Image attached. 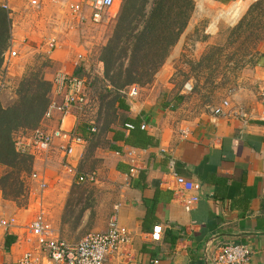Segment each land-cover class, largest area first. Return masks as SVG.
Masks as SVG:
<instances>
[{"label":"crops","instance_id":"0c3cea01","mask_svg":"<svg viewBox=\"0 0 264 264\" xmlns=\"http://www.w3.org/2000/svg\"><path fill=\"white\" fill-rule=\"evenodd\" d=\"M16 1L11 0L10 4H16ZM18 1L22 3L24 12H20L21 9L18 11L21 14H16L15 17L18 18L17 23L20 21L24 26L16 29V36L22 37L20 42L26 39V43L30 45L31 40H37L34 35L38 36L42 27L35 24V21L38 23L44 20L48 23V15L45 19L30 20L32 15L25 12L30 8L28 11L34 15L44 13L47 10L44 6L46 2L41 0V5L33 9L25 0ZM237 1L194 0V10L185 32H190L199 20H207L211 28V25L219 23L225 9ZM13 10L18 13L14 8ZM56 20L60 19L57 17ZM63 21L61 26L65 32L74 30L69 29L66 19ZM25 29H28V36L21 32H25ZM51 37L55 36L52 34L45 41ZM183 37L184 33L171 48L153 80L143 88L136 85L139 88L137 98L121 95L117 108L122 113V118L105 133L117 172L127 180L124 197L114 217L131 234L130 245L122 254L109 258L106 264H148L154 257H158L161 264H205L203 251L211 238H214L211 252L214 246L223 242L243 243L251 249L252 264H264V119L260 118L261 101L257 94V85L261 87L264 83V55L258 59L253 70L254 92L246 90L247 93L236 100L250 114V120L246 124L232 117H213L210 114L197 116L182 104L184 96L178 95L175 85L178 60L184 53ZM31 44L35 45L33 41ZM69 57L72 61L68 52L65 60ZM48 58L57 60L59 66H63L64 54L57 51V48ZM81 62L87 64L88 60ZM81 62L75 60V64ZM96 66L98 76L103 79V63L97 60L94 67ZM11 76L12 73L7 80ZM44 79L51 83L54 76L46 74ZM183 92L181 90L180 94ZM4 93L0 94L2 106L6 103ZM75 115L77 110L65 117L64 129H77L78 120ZM125 117H140L142 123L147 125V133L157 138V145L140 149L126 145L122 140H113L115 131L122 130V120ZM58 119L59 114L54 112L51 119L42 120L41 126L52 130L58 126ZM90 123L96 128L92 121ZM184 128L188 129L185 137L180 134V130ZM60 144L59 140H54L46 156L30 155L32 168L27 176L31 194L29 207L34 203L37 207L36 204L39 203V180L32 175L43 176L47 192L41 193L42 208L47 220L61 238L77 242L63 237L54 226L53 218H50V200L54 198L56 189L48 169L58 166L63 169V173L68 167L74 168L85 151L86 142L75 145L69 156L64 155ZM132 166L136 167L135 172L129 174ZM170 169L200 183L201 188L197 193L199 200L193 207L187 208L174 200V182L168 174ZM2 197L0 190V202ZM0 215L14 217L22 225L33 219L31 216L19 219L16 215ZM107 225L108 222L96 232L105 231ZM154 225L162 227L159 242H152L149 238ZM25 245L22 230L14 229L11 234L0 233V262L16 264Z\"/></svg>","mask_w":264,"mask_h":264},{"label":"rangeland","instance_id":"374dc122","mask_svg":"<svg viewBox=\"0 0 264 264\" xmlns=\"http://www.w3.org/2000/svg\"><path fill=\"white\" fill-rule=\"evenodd\" d=\"M42 1L44 3V0ZM72 1L75 0H45L44 6L47 10L41 14H38L39 11L36 12L38 15L29 12L30 8H27L25 13L32 15L30 20L45 19L48 15V23L44 20L38 23L35 21V24L42 25L38 36L34 35L37 40H31L35 45L31 43L29 45L26 39L20 42L22 37L16 36V29H22L24 23L20 24V21L17 23L18 18L15 15L24 12V8H21L23 5L18 0L16 4L11 3L15 11L22 9L18 13L13 12L11 18L7 16L10 20L9 46L14 47L18 56L14 60L16 63L11 70L12 76L8 78L6 87L0 90V94L5 92V107L11 105L16 100L20 79L25 75L32 77L34 73L45 78L46 74L55 77L58 71L65 70L74 75L85 76L91 81L90 105L84 110H77L76 115L78 129L85 135V151L74 168L68 167L63 173V169H59L58 166L48 169L49 177L56 189L54 198L50 200L52 204L50 218H53L54 226L63 237L70 241H78L90 232L100 231L108 219L115 215L127 185L126 178L117 172L113 153L109 151V143L105 136V133L115 126L117 120L122 118V113L117 108L118 95L106 86L97 74V66L94 67L100 59L102 48L111 38L115 20L124 0H115L113 7L100 22L88 21L80 29L65 32L61 22L66 19L68 5ZM255 1L251 0L234 19L230 18L233 4L221 14L219 23L211 25V28L207 20H199L190 32H185L187 28L182 32L184 53L178 60L175 85L178 95L184 96L182 104L190 109L193 115L210 114L213 106L226 99L231 105L241 106L236 100L247 93L246 90L254 92L253 70L258 59L264 55V42L260 40L264 35V16L253 24V26L259 24V27H252L249 30L252 32H246L243 36H239L234 27L249 5ZM152 2L153 0H146L142 10L137 13L134 23L138 28L142 25V15L148 14ZM57 17L60 20H56ZM27 30L21 31L26 34L24 36H28ZM51 33L58 41L57 51L64 54L62 67L57 60L48 58L56 48L49 54L46 52L48 47L45 38L52 35ZM251 33L254 35L251 36ZM256 46L259 47V52L255 51ZM68 52L72 61L70 57L65 60V54ZM79 52H82L84 60H88L87 64L83 62L75 64V57ZM54 55L56 59V54ZM187 82L191 84L190 90L184 89ZM144 86L146 85L139 87ZM260 89L261 87L257 85L258 96ZM127 90L120 92V95L127 97ZM181 90L184 91L183 94H180ZM50 93L49 97H52ZM90 121L96 128L89 125ZM88 126L90 131L87 129ZM31 131H18L15 140L29 135ZM28 156L32 164L31 156ZM23 168L18 166L11 169L1 166L0 190L3 200L0 202V214L16 215L19 219H26L27 216L34 218L35 213L42 207L41 193H46L47 190L42 191L39 188L37 193L39 203L36 204L38 208L34 206L35 203L29 207L31 194L27 176L32 167L28 173H24ZM81 174L86 176V181L78 180Z\"/></svg>","mask_w":264,"mask_h":264},{"label":"built area","instance_id":"2783aa9c","mask_svg":"<svg viewBox=\"0 0 264 264\" xmlns=\"http://www.w3.org/2000/svg\"><path fill=\"white\" fill-rule=\"evenodd\" d=\"M27 4L37 9L41 0H25ZM11 0H0V7L3 8L8 17L11 18L14 10L10 4ZM115 0H75L69 3L66 23L69 29H80L88 21L100 22L104 15L113 7ZM47 54L57 48L56 37L47 39ZM17 52L11 46L2 54V66L0 71V90L6 87L7 77L17 59ZM77 61H83L82 52L76 55ZM91 81L87 77L74 75L65 70L56 73L51 86L50 102L44 113L43 121L51 119L54 112L59 114L58 126L52 130L37 127L29 135L14 139V147L17 153L23 155H48L54 140L60 141V149L65 156L73 152L75 145L85 143L84 138L77 132L76 128L64 129L63 122L66 116L71 115L73 110H84L90 105ZM191 84L187 82L184 89L190 90ZM261 111L260 118L264 119V83L260 89ZM127 97L134 99L139 95V88L132 85L126 92ZM213 117L238 118L245 124L250 120L249 112L242 106L231 105L229 100H223L210 110ZM77 118V116L75 115ZM141 129L146 130L147 125L141 124ZM93 131V130H92ZM185 137L188 129L180 130ZM134 166L129 169V174L135 172ZM174 182V200L185 207H193L199 200L197 193L200 191L199 182L188 179L178 174L174 169L168 171ZM39 180V188L42 191L47 189V183L43 176L32 175ZM85 175L78 177L84 181ZM22 230V241L25 248L22 250L16 264H106L109 258L123 253L131 243V234L127 227L119 223L116 217L112 216L103 232H90L77 242H69L61 238L47 220L46 213L41 207L34 218L27 224L22 225L18 219L0 215V233L11 234L13 230ZM162 227L154 225L149 238L152 242L161 240ZM252 252L248 245L236 242H223L214 246L211 252L212 264H252ZM0 264H3L0 262ZM134 264V263H126ZM148 264H161L158 257L152 258Z\"/></svg>","mask_w":264,"mask_h":264},{"label":"trees","instance_id":"16d2710c","mask_svg":"<svg viewBox=\"0 0 264 264\" xmlns=\"http://www.w3.org/2000/svg\"><path fill=\"white\" fill-rule=\"evenodd\" d=\"M145 1H123L111 38L102 48L99 60L104 68L103 81L118 95V99L121 97L120 92L126 91L130 86H143L153 80L171 48L187 27L194 10V0H153L148 14L142 15V25L138 28L134 20ZM7 16V12L0 7V71L1 54L10 45V20ZM262 16H264V0H256L249 5L234 27V31L239 36L252 32L249 30L252 27H259V24L256 26L253 24ZM263 36L260 38L262 43ZM258 49L259 47L256 46L255 51L259 52ZM51 85L37 73L32 77L25 75L20 79L16 100L6 107L0 103L1 166L11 169L21 166V168L25 167L22 169L24 173L30 171V157L21 155L15 150V134L21 130H34L41 125L49 105ZM141 124L140 117H125L122 120V130L115 131L113 140H122L126 145L140 149L157 145V138L141 129ZM87 129L90 131V127ZM125 131L128 133L126 134ZM77 132L85 139V135L78 127Z\"/></svg>","mask_w":264,"mask_h":264},{"label":"bare ground","instance_id":"6f19581e","mask_svg":"<svg viewBox=\"0 0 264 264\" xmlns=\"http://www.w3.org/2000/svg\"><path fill=\"white\" fill-rule=\"evenodd\" d=\"M248 2H250V0H238L230 10V18L234 19L235 17H237L240 14L241 10L246 7Z\"/></svg>","mask_w":264,"mask_h":264},{"label":"water","instance_id":"95a60500","mask_svg":"<svg viewBox=\"0 0 264 264\" xmlns=\"http://www.w3.org/2000/svg\"><path fill=\"white\" fill-rule=\"evenodd\" d=\"M213 239L211 238L209 239L204 247V251H203V256H204V260H205V264H212L211 262V248L213 246Z\"/></svg>","mask_w":264,"mask_h":264}]
</instances>
